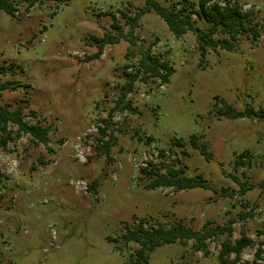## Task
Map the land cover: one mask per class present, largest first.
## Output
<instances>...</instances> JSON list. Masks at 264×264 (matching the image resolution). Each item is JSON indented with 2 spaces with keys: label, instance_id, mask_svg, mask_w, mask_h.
<instances>
[{
  "label": "rangeland",
  "instance_id": "rangeland-1",
  "mask_svg": "<svg viewBox=\"0 0 264 264\" xmlns=\"http://www.w3.org/2000/svg\"><path fill=\"white\" fill-rule=\"evenodd\" d=\"M190 1L199 8L200 0ZM231 1L252 14L259 35L251 28L234 50L209 46L204 58L194 32L176 36L155 10L130 37L126 15L146 0H15L14 16L0 10V83H12L0 102L50 127L48 145L18 135L12 123L4 143L0 130V264H132L140 244L125 241L128 227L181 220L231 229L208 239L207 252L194 240L165 243L145 264H221L222 243L243 233L255 245L237 264L264 263V252L256 254L264 249V0ZM193 20L211 26L197 14ZM107 33L121 41L91 58L94 37ZM148 51L174 72L165 83L137 79L124 100L133 110L122 109L123 86ZM227 105L257 114L223 116ZM143 167H182L211 187L149 189L155 174ZM241 182L251 189L241 193Z\"/></svg>",
  "mask_w": 264,
  "mask_h": 264
},
{
  "label": "trees",
  "instance_id": "trees-1",
  "mask_svg": "<svg viewBox=\"0 0 264 264\" xmlns=\"http://www.w3.org/2000/svg\"><path fill=\"white\" fill-rule=\"evenodd\" d=\"M56 1L63 2L65 0ZM211 1L213 0H200L198 6L199 8H196V2L185 0V4L182 7L168 9L158 0H146V5L140 8L134 16L126 15L131 24L129 35L130 37L134 35L135 29L139 26L138 20L140 17L152 10H155L157 14H159L167 22L170 30L176 36H182L188 31L194 32L197 35V40L200 45L203 58L205 57L209 46L234 50L236 47L235 42L237 40V36L242 32L244 33L251 30V28H253V35L255 37L259 35L258 23L254 26L251 25L254 17L248 11H243L239 3H232L231 0H227L226 3L222 5L218 1H214L211 4ZM14 2L15 0H0V10H4L14 16L16 12ZM195 14L204 18L211 24V26L208 29H202L196 26L193 20V15ZM114 24L116 28H120V25L116 22ZM217 32L229 34L231 35V39H216L214 35ZM94 38L97 43L98 51L91 58H99L104 53V48L107 44L119 43L122 37L107 33L103 37ZM139 65V69L136 73H129L131 79L123 86L124 90L119 101L123 104L122 109H132V105L124 100L127 93L134 89L137 79L140 78L143 81H147L151 77H159L165 83L169 81L171 74L174 72V68L171 65L154 56L151 51L143 53ZM11 84L12 83L10 81L0 83V91L10 88ZM220 112L223 116L230 118L252 116L257 114L254 112V109L250 107H247V111H245L238 110L233 105H227L225 109H220ZM11 123L17 126L18 135L30 134L36 143H44L45 145H48L50 142L49 126H43L39 123H30L27 121L25 119V115L23 114L22 106L12 110L0 102V130L4 133V143L13 138L8 130ZM193 138V145L195 147H199L203 155H205L206 158H209L206 145H199L196 141V137ZM143 171L149 174H155L152 180L147 184V188L149 189L172 187L177 190H183L196 187H211L207 180L202 176H188L184 174L182 167H172L166 172L156 173H154L153 167H143ZM234 178L238 180L237 177L234 176ZM96 183L97 181L95 182V185ZM249 189H251V187H248L246 183L241 182V193H246ZM207 224L203 230H198L188 226L182 220L169 227L162 223L146 227L143 222L137 228L128 227V231L123 235V237L126 242L134 241L140 244V248L133 258L132 264H145L149 261V253L156 247L165 243H174L176 241L185 243L188 240H194V247L197 251L207 252L208 239L228 232V230L231 229L230 225L209 227ZM110 240L117 239L110 238ZM254 245L255 241L245 233L236 239L235 242H232L229 239L225 240L222 243V248L219 253L221 264H237L244 248ZM263 252L264 249L260 245L256 251L257 258H261ZM232 254H235L234 259L230 258ZM245 264H250V262H246Z\"/></svg>",
  "mask_w": 264,
  "mask_h": 264
}]
</instances>
